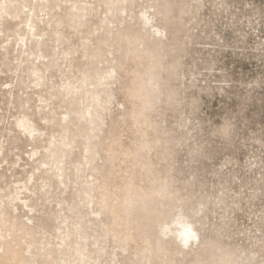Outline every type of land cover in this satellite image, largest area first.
<instances>
[{
    "label": "rangeland",
    "instance_id": "374dc122",
    "mask_svg": "<svg viewBox=\"0 0 264 264\" xmlns=\"http://www.w3.org/2000/svg\"><path fill=\"white\" fill-rule=\"evenodd\" d=\"M0 264H264V0H0Z\"/></svg>",
    "mask_w": 264,
    "mask_h": 264
},
{
    "label": "bare ground",
    "instance_id": "6f19581e",
    "mask_svg": "<svg viewBox=\"0 0 264 264\" xmlns=\"http://www.w3.org/2000/svg\"><path fill=\"white\" fill-rule=\"evenodd\" d=\"M176 225H177L176 233L178 236L182 237V240L184 242H186L190 238L195 237L193 234V230L189 224H186V223L183 224V223L178 222Z\"/></svg>",
    "mask_w": 264,
    "mask_h": 264
}]
</instances>
